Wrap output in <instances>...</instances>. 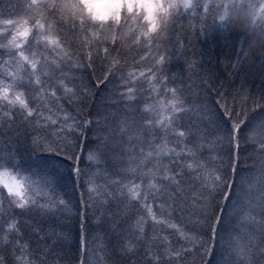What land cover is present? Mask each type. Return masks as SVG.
Returning a JSON list of instances; mask_svg holds the SVG:
<instances>
[{
  "label": "snow or ice",
  "instance_id": "6c2138e0",
  "mask_svg": "<svg viewBox=\"0 0 264 264\" xmlns=\"http://www.w3.org/2000/svg\"><path fill=\"white\" fill-rule=\"evenodd\" d=\"M0 264H264V0H0Z\"/></svg>",
  "mask_w": 264,
  "mask_h": 264
},
{
  "label": "trees",
  "instance_id": "16d2710c",
  "mask_svg": "<svg viewBox=\"0 0 264 264\" xmlns=\"http://www.w3.org/2000/svg\"><path fill=\"white\" fill-rule=\"evenodd\" d=\"M257 83H258V81H257Z\"/></svg>",
  "mask_w": 264,
  "mask_h": 264
}]
</instances>
